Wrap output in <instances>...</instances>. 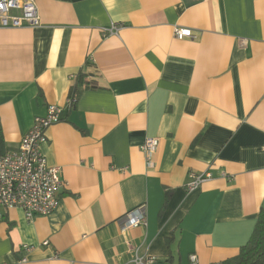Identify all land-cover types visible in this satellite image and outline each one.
Returning a JSON list of instances; mask_svg holds the SVG:
<instances>
[{"label": "crops", "instance_id": "crops-1", "mask_svg": "<svg viewBox=\"0 0 264 264\" xmlns=\"http://www.w3.org/2000/svg\"><path fill=\"white\" fill-rule=\"evenodd\" d=\"M34 3L39 26L0 27V156L57 106L41 152L63 187L48 216L1 210L0 264L235 257L264 206V0ZM205 172L189 192L187 174ZM139 207L146 226L124 229Z\"/></svg>", "mask_w": 264, "mask_h": 264}, {"label": "built area", "instance_id": "built-area-1", "mask_svg": "<svg viewBox=\"0 0 264 264\" xmlns=\"http://www.w3.org/2000/svg\"><path fill=\"white\" fill-rule=\"evenodd\" d=\"M39 26V17L34 0H0V27L20 28ZM118 27L111 25L103 31L116 33ZM173 37L178 40L191 39L190 30L174 28ZM75 99H68L72 105ZM61 108L48 105L45 115L33 119L27 133L20 139L15 151L0 156V218L1 210H21L26 220L52 214L59 206V190L63 187L60 168L51 167L41 152L46 142V130L60 121ZM159 147V140L146 138L140 147L146 167L152 166V157ZM264 154V144L262 146ZM211 174L188 173L185 183L191 192L203 182L210 180ZM146 226V218L142 208L128 212L124 220V229ZM43 246L47 242L42 243ZM188 264H198L195 255L189 256ZM135 257L134 263H141ZM151 261L150 259L148 262ZM24 262V260H22Z\"/></svg>", "mask_w": 264, "mask_h": 264}, {"label": "trees", "instance_id": "trees-1", "mask_svg": "<svg viewBox=\"0 0 264 264\" xmlns=\"http://www.w3.org/2000/svg\"><path fill=\"white\" fill-rule=\"evenodd\" d=\"M82 85V77L77 74L74 85L69 91V98L76 99ZM3 154L0 131V155ZM224 264H264V206L258 217L248 242L239 250L238 254L225 261Z\"/></svg>", "mask_w": 264, "mask_h": 264}]
</instances>
